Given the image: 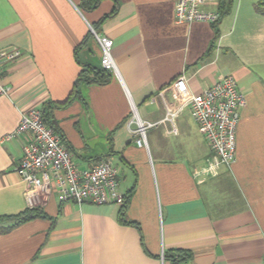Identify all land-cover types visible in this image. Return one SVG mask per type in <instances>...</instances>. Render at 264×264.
Listing matches in <instances>:
<instances>
[{"label":"crops","instance_id":"crops-1","mask_svg":"<svg viewBox=\"0 0 264 264\" xmlns=\"http://www.w3.org/2000/svg\"><path fill=\"white\" fill-rule=\"evenodd\" d=\"M94 1L86 8L83 0H0V52H20L2 67L10 93L0 97V216L30 209L16 172L26 138L1 139L32 108L46 112L80 169L116 160L127 203L78 205L54 189L42 194L44 217L0 235V264H174L168 254L178 253L180 264H261V0H231L217 23L177 22L176 0ZM219 8L220 0L206 5ZM96 36L113 43L112 79L83 85L81 99L55 107L68 101L84 66L103 68ZM228 74L247 99L237 160L217 177L195 178L211 151L186 102ZM133 107L158 123L148 148L137 146L128 126ZM179 108L168 121L167 111Z\"/></svg>","mask_w":264,"mask_h":264},{"label":"built area","instance_id":"built-area-1","mask_svg":"<svg viewBox=\"0 0 264 264\" xmlns=\"http://www.w3.org/2000/svg\"><path fill=\"white\" fill-rule=\"evenodd\" d=\"M210 1L212 0H176V21L217 23L221 17L219 11L206 9ZM96 37L102 49V67L115 71L112 41ZM19 56L18 51L0 52V97L10 93V88L3 83L2 67ZM179 82L184 84L186 78L182 77ZM246 103V95L239 89L231 74L203 92L189 97L186 105L211 151L206 165L195 171V178L217 177L223 168H233L237 160L240 110ZM180 110L181 108L175 112L168 110L167 120L172 122ZM157 124L141 119L137 109L133 107L128 126L136 137L138 147L148 148L147 133ZM18 136H24L26 143L16 172L27 184L25 197L30 208H36L41 203V195L53 189L63 202L72 201L78 205L86 202L97 205L126 204V196L119 191L118 168L110 161H103L91 169H80L60 134L44 122L41 110L32 108L23 112L16 130L2 137L1 141H10ZM261 264H264V256Z\"/></svg>","mask_w":264,"mask_h":264},{"label":"trees","instance_id":"trees-1","mask_svg":"<svg viewBox=\"0 0 264 264\" xmlns=\"http://www.w3.org/2000/svg\"><path fill=\"white\" fill-rule=\"evenodd\" d=\"M97 2L98 1H94V0H83V3L86 6V8L93 7L95 4H97ZM230 2L231 0H220L219 13L221 16H223V14L229 13L228 5L230 4ZM256 9L260 13L264 14V0H261L257 4ZM111 79H112V74L111 71L109 70H106L104 68L96 69L92 66H84L83 70L81 71L76 81L74 91L72 92L68 101L63 104H55L54 106L57 108H63L66 105H68V103H70L73 99H81V87L83 85H91V84L106 85L110 82ZM43 118H44V122L49 127L54 129V131L60 134L63 141H65L64 136L61 134V132L54 126V124L51 121H49L45 111H43ZM125 205L123 207H125ZM44 216L45 214L38 207L27 209L26 211L18 215L0 216V235L9 234L18 227L26 223H29L33 220H36L38 218H42ZM178 255L179 256L177 255L171 256L168 254V258L172 260L174 264H180V262L185 259V254H183V258H181L182 255L181 253L180 254L178 253Z\"/></svg>","mask_w":264,"mask_h":264},{"label":"rangeland","instance_id":"rangeland-1","mask_svg":"<svg viewBox=\"0 0 264 264\" xmlns=\"http://www.w3.org/2000/svg\"><path fill=\"white\" fill-rule=\"evenodd\" d=\"M115 167H117L118 168V170H119V175L121 174V169H120V167H119V165L117 164L118 162L116 161V160H112V162H111ZM128 171V170H127ZM129 178V177H128ZM121 180H123V178L121 179ZM124 183V182H123ZM122 188V187H121Z\"/></svg>","mask_w":264,"mask_h":264}]
</instances>
